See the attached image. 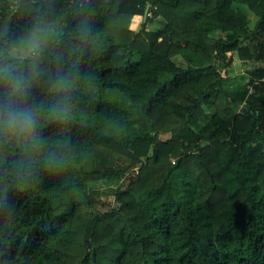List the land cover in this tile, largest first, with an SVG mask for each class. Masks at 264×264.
<instances>
[{
  "label": "trees",
  "instance_id": "1",
  "mask_svg": "<svg viewBox=\"0 0 264 264\" xmlns=\"http://www.w3.org/2000/svg\"><path fill=\"white\" fill-rule=\"evenodd\" d=\"M23 35L76 83L68 123L35 83L37 163L0 164V264H264V0H0Z\"/></svg>",
  "mask_w": 264,
  "mask_h": 264
},
{
  "label": "clouds",
  "instance_id": "2",
  "mask_svg": "<svg viewBox=\"0 0 264 264\" xmlns=\"http://www.w3.org/2000/svg\"><path fill=\"white\" fill-rule=\"evenodd\" d=\"M47 47L48 42L35 35L17 36L0 45V164L8 163L7 149L17 155L13 161L16 167L37 163L44 144L41 108L33 95L37 81L48 83L58 94L47 109L52 119L61 123L71 120L70 93L76 78L63 68L49 77L42 56ZM56 159L49 153L47 162L52 164Z\"/></svg>",
  "mask_w": 264,
  "mask_h": 264
},
{
  "label": "rangeland",
  "instance_id": "3",
  "mask_svg": "<svg viewBox=\"0 0 264 264\" xmlns=\"http://www.w3.org/2000/svg\"><path fill=\"white\" fill-rule=\"evenodd\" d=\"M255 17L251 16L250 17V23L253 24L255 22ZM255 66V62L252 61H242L238 59L237 57L234 58L232 65L229 70V75H235L241 71H245L249 68H252ZM168 133H162L160 137L162 139H165L168 137ZM118 185V181L112 182L108 185H97V186H91L88 188L89 193H95L100 195L101 199L106 200V201H113V195L114 191Z\"/></svg>",
  "mask_w": 264,
  "mask_h": 264
},
{
  "label": "water",
  "instance_id": "4",
  "mask_svg": "<svg viewBox=\"0 0 264 264\" xmlns=\"http://www.w3.org/2000/svg\"><path fill=\"white\" fill-rule=\"evenodd\" d=\"M148 6L146 7V12H147Z\"/></svg>",
  "mask_w": 264,
  "mask_h": 264
}]
</instances>
